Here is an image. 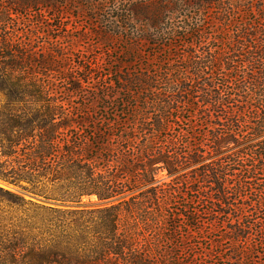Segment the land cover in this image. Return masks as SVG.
I'll return each mask as SVG.
<instances>
[{"label": "trees", "instance_id": "1", "mask_svg": "<svg viewBox=\"0 0 264 264\" xmlns=\"http://www.w3.org/2000/svg\"><path fill=\"white\" fill-rule=\"evenodd\" d=\"M136 5L158 19L73 31L77 0H0V25L26 14L32 32L0 26L21 263L264 264V0ZM42 9L50 25L29 18Z\"/></svg>", "mask_w": 264, "mask_h": 264}, {"label": "rangeland", "instance_id": "2", "mask_svg": "<svg viewBox=\"0 0 264 264\" xmlns=\"http://www.w3.org/2000/svg\"><path fill=\"white\" fill-rule=\"evenodd\" d=\"M79 1V7L72 9L68 13L60 16V19L69 25V28L73 31L76 27L80 29H89L92 24L88 19H158L156 13H152V9H144L141 5H136L138 0H77ZM137 7H136V6ZM134 7V8H133ZM130 9L131 12H130ZM37 13V14H36ZM26 14L18 19H6V24H1V27L11 28L12 24H16L15 28L19 29L23 33L24 37H28L32 34L29 31L28 19H23ZM30 19H46L45 25H50L53 23L51 19H54L53 13L48 9H42L40 12L31 11L28 13ZM35 28L39 29L38 24H32ZM31 26V27H32ZM54 33V32H53ZM34 39V37H33ZM39 42V40L34 39V42ZM91 40H85L80 43V46L76 48V51H85L91 46ZM0 186H4L0 183ZM28 198V196H26ZM88 206H95L96 200L92 199L89 203L85 200ZM28 215L24 210L18 206L8 202L4 197L0 196V264H25L21 263L23 260V255L21 253H26L28 246L27 243L23 242L22 236L26 234L29 230L27 228ZM25 244L24 249L21 247ZM16 247V255L14 258L11 257L10 253L13 248Z\"/></svg>", "mask_w": 264, "mask_h": 264}]
</instances>
